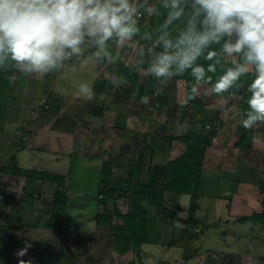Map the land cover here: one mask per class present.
<instances>
[{
  "label": "rangeland",
  "instance_id": "1",
  "mask_svg": "<svg viewBox=\"0 0 264 264\" xmlns=\"http://www.w3.org/2000/svg\"><path fill=\"white\" fill-rule=\"evenodd\" d=\"M108 73L115 77V66L68 67L47 77H20L13 83L11 91L3 88L0 96V117L3 118L0 121V168L9 166L15 155L23 169L66 177V188L71 195L67 212L78 219L72 216L74 218L67 223L73 231L57 233V239H52L51 249L61 258L59 264L130 262L133 254L118 256L112 250L108 230L98 228L94 223L98 211L105 210L96 199L102 162H116L113 171L115 178H120L131 170L149 143L157 151L167 148L169 142L162 135L183 134L187 128L193 127L194 122L197 125L193 127L195 130L202 129V123L198 121L203 116L196 115L192 107L184 104L187 98L183 81L171 80L161 85L158 91L156 89L153 96L144 95L141 87L130 90L118 86L103 99L99 98L100 93H96L95 99L85 100L76 91L80 81H87L95 89L101 80L109 81ZM140 78L141 84H145L149 76L140 73ZM204 91L205 106L219 110L223 123L215 127L206 157L205 169L211 172L207 179L214 188L208 187V196L199 201L196 216L202 223L194 230L190 229L187 208L191 197H177L181 209L178 211L179 220L173 224H161L160 243L143 246L142 264H264V224L227 222L230 216L250 215L264 209V194L258 186L259 181H264V125L258 123L252 128V150L236 148L235 143L241 134L237 122L232 119V115L240 111L237 98L218 96L210 91V87ZM142 96H148L150 103H140ZM161 100H164L162 106L159 105ZM230 102L234 105L227 107ZM102 106V118L91 115V108ZM1 128H4L3 133ZM137 128L150 135L145 137L143 130L137 134ZM148 155L152 158V151ZM227 173L236 174L241 182L229 209L231 179L225 180L229 183L223 188H216L218 179L227 177ZM25 181V178L0 172V196L4 195L0 202L2 210L5 211L9 200L21 201ZM53 187L49 182L38 183L35 200L40 202L42 210L47 208L44 196L51 198ZM173 196L167 195L169 206L176 204L171 200ZM117 205L122 212H127L125 201L119 200ZM76 220L85 222L88 233H77ZM184 230L188 233L185 234ZM192 234L195 235L193 239ZM56 240L61 242L60 250L55 245Z\"/></svg>",
  "mask_w": 264,
  "mask_h": 264
},
{
  "label": "clouds",
  "instance_id": "2",
  "mask_svg": "<svg viewBox=\"0 0 264 264\" xmlns=\"http://www.w3.org/2000/svg\"><path fill=\"white\" fill-rule=\"evenodd\" d=\"M146 18L156 23L142 28ZM120 63L152 77L157 91L189 75L194 83L185 105L200 85L219 96L246 84L247 109L232 119L252 129L264 122V0H0V73L11 74L10 82ZM107 79L114 87L126 82L111 73ZM76 91L85 100L97 96L87 81Z\"/></svg>",
  "mask_w": 264,
  "mask_h": 264
},
{
  "label": "trees",
  "instance_id": "3",
  "mask_svg": "<svg viewBox=\"0 0 264 264\" xmlns=\"http://www.w3.org/2000/svg\"><path fill=\"white\" fill-rule=\"evenodd\" d=\"M155 23V18H146L141 22L142 28L152 27ZM201 63L207 65V63L211 62L201 60ZM219 74L220 70L218 69L217 75ZM9 75L11 74L0 73V96L4 92H2L3 88L10 91L13 88V83L8 79ZM115 76H121L126 81L120 85L121 87H128L130 90L135 87H141L144 95L153 96L155 94L156 88L153 85L156 81L149 76L147 83L141 84L140 73L130 71L124 63L115 66ZM245 80H250V76L246 77ZM173 81L184 82L186 98L192 94L191 87L194 81L189 75L176 77ZM113 87L109 81L101 80L94 90L96 93L105 95L111 94ZM206 87L211 86H198L196 98L187 102L188 108L192 107L196 115L203 116L198 121L202 123L200 125L202 129H192L183 136L185 151L179 157L174 160H168L164 164H156L150 167L149 176L145 180L140 179L137 175L141 170L143 153L146 149L141 151V156L136 160L131 170L120 178H115L113 171L114 166L117 165L116 162L111 160L102 162L96 199L97 204L105 210L96 214L94 221L97 226L108 230L113 252L120 257L128 253L133 254V259L127 264H142L143 246L160 243L163 230L161 224L164 222L173 224L179 220L178 211L181 209L179 205L169 206L167 204V194H173L177 197L190 196L191 204L187 208L189 214L187 223L192 230L202 223V220L196 216L200 209L199 201L202 197L208 196L206 193L208 187L214 188V185L210 184V179H207L211 172H207L204 169L206 154L215 135V127L223 123L219 110L209 109L205 106L206 94L204 90ZM245 89L246 84L236 95L224 93L222 97L237 98L236 103L239 110H246L248 93ZM163 101H160V106H162L161 102ZM233 105L234 102H230L227 107H232ZM91 115L102 118L103 106L91 108ZM0 121L2 122L3 118L0 117ZM261 124L264 125V122H261ZM3 130L4 128H1L2 133ZM239 130L241 134L238 136L235 147L243 151L252 150L254 134L252 129L245 130L243 127H239ZM0 172L15 178H25L23 199L26 202H31L36 198L39 182L45 181L53 184L55 187L50 199L48 228L55 232L62 230L70 197L64 175L37 169H23L19 166L15 155L12 156L11 164L1 167ZM228 174H226L227 177L218 179L216 184V188H221V186L223 188L224 184L229 183L225 180L231 179V191L227 209L230 208L233 196L238 193L241 184L236 174H229L231 177ZM258 186L261 193L264 194V181H259ZM1 196L4 197V195ZM1 196L0 202L2 201ZM119 200L127 203L126 213L122 212L118 207L117 202ZM227 222L264 224V209L261 212H254L250 215L230 216ZM184 232L187 234L188 230H184ZM194 237L195 235L192 234L191 238L193 239ZM8 239L13 241L18 249L25 247L24 244L18 243L12 236H8ZM42 256H36L37 264H43L46 261V257ZM187 258L190 259L191 257Z\"/></svg>",
  "mask_w": 264,
  "mask_h": 264
},
{
  "label": "crops",
  "instance_id": "4",
  "mask_svg": "<svg viewBox=\"0 0 264 264\" xmlns=\"http://www.w3.org/2000/svg\"><path fill=\"white\" fill-rule=\"evenodd\" d=\"M194 126H197V125L196 124L194 125L193 123V127ZM193 127L191 129L187 128L185 131H183V134H177L174 136L162 135V138H164V140H167L169 142V145L167 146V148H163L162 150L158 149L157 151V149L155 150L152 148L153 146L152 147L150 146L151 143H149V146H147V148L146 147L143 148L146 150L143 153L141 170L138 173L137 177H139L142 180H145L149 176L148 173H149L150 167H153L156 164H160V165L164 164L168 160H174L177 157H179L181 154H183L185 151V144H184L183 136L190 130L192 129L194 130ZM142 130L143 129L139 130V128H137L135 129V132L139 134V132ZM136 133L134 134V138L138 136ZM142 133L145 134V137L147 135L148 136L150 135V133L146 130L145 131L143 130ZM151 151H152L153 159L151 158L150 155H148V153ZM208 151H207V154H208ZM207 154H206V157H207ZM148 157L151 158V160L153 161H150ZM138 158L136 160H138ZM156 158H161V160L159 159L156 160ZM134 164H132V167ZM204 169H205V165H204ZM206 171L209 172L208 170ZM53 190H54V187H53ZM22 196H20L21 201L9 200V203L7 204L8 206H6L5 211L2 210L0 206V220H2L0 221V228H1L0 229V264H19V259H23L26 261L31 259L32 264H37L36 256H42V255L46 257V261H44V263L59 264L61 261V258H59V256H57V254L54 253L53 250L51 249V246L54 244L53 242L54 240L52 239L54 237L57 239V236H56L57 233L67 234V231L68 232L73 231L71 225L70 224L68 225L67 223H69L71 218H74V217L77 218V217L74 216V214L70 215L68 211L66 214V218H65L62 230L55 232L48 228L51 198H49L48 196L46 197L44 196V199H46L47 201V202L44 201L45 203H47V206H46L47 208L42 210L43 208L41 207L42 205L40 206L39 204L40 202L37 203L35 199L31 202H26V201L24 202L22 201L23 200ZM69 196L71 195L69 194ZM171 200L176 202V204L174 205L177 206L178 204L177 196L171 197ZM44 202H42L41 204H44ZM68 206H69V203H68ZM41 210L43 212H41ZM2 211L4 214H1ZM42 213H44V216H41ZM98 213H102V212L98 211ZM77 215H79V213ZM43 220L44 222L42 223ZM76 221H78L76 223L78 225V226L76 225L77 233H79V235L81 233H88V230L85 228V222H83V220H76ZM96 227L104 228V227L97 226V225ZM8 236H12L20 244H24V245L26 243L30 244L31 247L33 246V249L30 247L26 255L18 258L16 256V252L19 249L16 248L13 241L8 239ZM59 241L56 240L55 245L60 250L61 242Z\"/></svg>",
  "mask_w": 264,
  "mask_h": 264
},
{
  "label": "built area",
  "instance_id": "5",
  "mask_svg": "<svg viewBox=\"0 0 264 264\" xmlns=\"http://www.w3.org/2000/svg\"><path fill=\"white\" fill-rule=\"evenodd\" d=\"M4 197L3 196H1V199H3Z\"/></svg>",
  "mask_w": 264,
  "mask_h": 264
}]
</instances>
